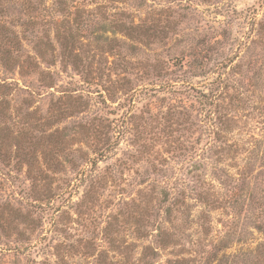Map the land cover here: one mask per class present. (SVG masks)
Segmentation results:
<instances>
[{
  "label": "rangeland",
  "instance_id": "obj_1",
  "mask_svg": "<svg viewBox=\"0 0 264 264\" xmlns=\"http://www.w3.org/2000/svg\"><path fill=\"white\" fill-rule=\"evenodd\" d=\"M0 264H264V0H0Z\"/></svg>",
  "mask_w": 264,
  "mask_h": 264
}]
</instances>
